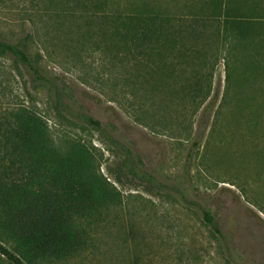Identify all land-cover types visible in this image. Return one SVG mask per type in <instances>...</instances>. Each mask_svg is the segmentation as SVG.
Returning <instances> with one entry per match:
<instances>
[{
  "label": "rangeland",
  "instance_id": "1",
  "mask_svg": "<svg viewBox=\"0 0 264 264\" xmlns=\"http://www.w3.org/2000/svg\"><path fill=\"white\" fill-rule=\"evenodd\" d=\"M206 2L109 0L108 11L187 18ZM232 2L264 13V0ZM60 7L49 0H0V34L11 42L33 34L31 54L41 56L50 89L62 100L56 109L49 88L0 56V128L27 110L46 121L59 152L74 141L93 146L101 173L123 202L93 224L82 253L50 264H264V20L247 40H217L204 49V73L214 67L212 93L191 108L180 90L186 56L170 50L160 56L156 49L142 65L138 50H126L119 38L63 16L49 20ZM110 140L131 149L161 189L149 191L120 173L122 156ZM0 166L2 176L9 162L1 151ZM0 242L14 251L6 236ZM0 264L9 263L0 256Z\"/></svg>",
  "mask_w": 264,
  "mask_h": 264
},
{
  "label": "trees",
  "instance_id": "2",
  "mask_svg": "<svg viewBox=\"0 0 264 264\" xmlns=\"http://www.w3.org/2000/svg\"><path fill=\"white\" fill-rule=\"evenodd\" d=\"M49 1L61 4L60 9H51L49 20L63 16L97 28L100 35L119 38L126 50H138L142 65L151 61L150 52L156 49L160 56L167 50L186 56L188 72L180 90L191 108H198V103L206 102L212 93L214 67L204 73L209 62L204 49L217 40H247L255 23L264 20V13L244 9L232 0H209L187 18L157 15L147 9L114 14L108 11L109 0ZM32 38L30 33L11 42L0 34V56L13 59L34 83L53 92L50 88L54 85L40 66L41 56L31 54ZM53 93L58 109L62 100L57 91ZM85 121L102 131L100 122L90 117ZM110 141L122 156L120 173L126 171L149 191L161 189L156 178L143 169V163L136 161L131 149ZM193 144L198 146V141ZM0 151L9 162L0 176V234L14 247L12 251L0 242V256L9 264H50L78 256L87 248L93 224L123 202L115 184L101 173L97 150L83 141H74L68 150L59 152L46 121L35 112L21 110L14 115L12 124L0 128ZM192 158L189 155L186 181ZM115 182L122 184L118 177ZM202 213L206 223L219 232L210 213Z\"/></svg>",
  "mask_w": 264,
  "mask_h": 264
},
{
  "label": "crops",
  "instance_id": "3",
  "mask_svg": "<svg viewBox=\"0 0 264 264\" xmlns=\"http://www.w3.org/2000/svg\"><path fill=\"white\" fill-rule=\"evenodd\" d=\"M233 3V2H232ZM234 4V3H233Z\"/></svg>",
  "mask_w": 264,
  "mask_h": 264
}]
</instances>
